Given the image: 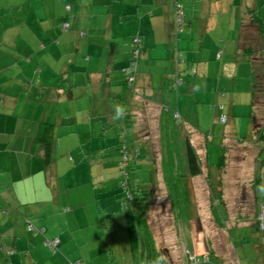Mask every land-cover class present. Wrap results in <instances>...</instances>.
Returning <instances> with one entry per match:
<instances>
[{"label": "crops", "instance_id": "obj_1", "mask_svg": "<svg viewBox=\"0 0 264 264\" xmlns=\"http://www.w3.org/2000/svg\"><path fill=\"white\" fill-rule=\"evenodd\" d=\"M179 1L184 6L186 27L178 36L172 32L171 0H53L52 5L50 2L52 13L48 17L42 20L39 14L33 16L32 28L25 25L28 19L25 21L15 36L13 49L2 51L0 40V236L5 234V238L12 239L6 243L0 237L1 262L6 250L14 251L9 256L16 255L14 264L27 256L31 262L36 260L42 245L34 243L36 240L26 231L25 222L35 218L37 223L43 224L37 218L47 212L54 213L53 208L47 209L44 203L52 202L56 207L63 205L60 188L64 191L66 186L74 185L80 161L90 158L86 162H94L102 169L117 163L114 143L107 148L109 154L100 155L103 150H93L92 141L79 136L81 129L89 128L90 138L93 134L97 136L98 130L100 137L109 134L113 137L122 128L131 129L139 139L135 144L143 143L141 151L148 156L154 153L156 166L162 168L165 160L175 166V158L163 156L168 148L163 145V140L171 137L164 132V124L170 119L164 117L163 106L178 111L201 159H208L205 140L209 143L208 136L216 130L217 123L223 125L220 118L226 116L225 124L230 126L231 132H227L229 140L225 146L227 142L230 144L231 168L241 170L235 178L240 186L238 198L241 193L246 199L244 203L249 199L248 213L243 215L239 226L245 228L247 225L254 231L251 234L255 240L254 248L260 245L259 240L264 244V232L256 223L259 206L264 204V197L260 194V199L255 189L264 185L256 177L253 166L258 154L252 153L251 143L244 145V140L235 137L236 107L250 106L251 110L253 85L251 62L236 55L238 35L244 13L248 8L258 11V3L256 0ZM30 3V9H38L31 0ZM62 23L69 25L65 32L60 30ZM24 27L27 32L23 37ZM137 36L142 41V52L137 63L135 87L127 94L121 70L128 64L131 42ZM18 41L26 44L21 48L23 44L18 45ZM31 43L33 47L28 48ZM175 50L182 53L183 63L177 62ZM193 70L196 71L194 75L191 74ZM177 71L182 73L184 83L173 89L166 80L172 81ZM59 79L68 81L72 87L70 98L64 87L56 86ZM196 87L198 90L194 91ZM115 103L125 105L127 112L123 119L114 122L111 108ZM198 106L203 107V122H212L206 125L209 129L199 127L196 118L191 119V111L198 116ZM39 123L55 126L53 160L48 167L44 166L42 149L34 141ZM92 150L97 155L94 159L90 157ZM207 168L205 166L198 176L186 178L193 181L200 176L204 179L201 187L195 185L200 179L189 186L192 201L198 205L196 199L202 194L203 205L211 209V196L216 197L217 191L221 190L222 201L227 206L228 194L220 188L229 184L224 178L230 174L224 170L218 173L217 188L212 191L210 182L214 178ZM152 201L145 209L147 221ZM248 216L250 222L243 223ZM189 222L194 248L191 252L180 251L176 243L171 242L174 246V251L169 254L172 264H178L183 255L189 264H199L198 259L204 256L212 257L213 264H242L235 255L237 245L230 235L226 236L218 228L215 231L222 240L213 244L208 225L203 232L196 219ZM57 230L58 233L50 238H58L64 248L65 238ZM256 255L255 264H264L262 249ZM191 258H197V261L192 263Z\"/></svg>", "mask_w": 264, "mask_h": 264}, {"label": "rangeland", "instance_id": "obj_2", "mask_svg": "<svg viewBox=\"0 0 264 264\" xmlns=\"http://www.w3.org/2000/svg\"><path fill=\"white\" fill-rule=\"evenodd\" d=\"M31 1L33 5L38 8L37 10L30 9L32 4H29V0H0V28L4 29L2 33V51L8 52L14 48L15 36L24 26L27 19L28 21L25 25L32 28L33 16L39 14L41 15L40 19H42L48 17V15L52 13L51 5L54 3L53 0L43 1L41 3H38L36 0ZM256 1L258 3V14L264 18V0ZM38 4L39 6L37 7ZM57 7L59 8V6ZM29 10H31L30 13ZM45 11L46 15H44ZM238 23H240V21H238ZM26 32L27 27H24L23 37L26 35ZM19 44H23L21 46L22 48L26 42L18 41V45ZM33 45L34 44L31 43L28 48H32ZM263 59L262 56H258L256 60L258 61V65H260L258 70L261 71H263V67L261 66V60ZM35 84H37V80ZM260 97L255 105V118L258 123H263L264 98L262 97L260 99ZM81 106H84V102L81 103ZM198 108V116L191 111V119L196 118V123L199 127L209 129L210 127L207 126L212 122L206 120L205 124L202 115L203 107L198 106ZM207 111L210 113L209 106L207 107ZM236 111L238 114H236L235 118V137L244 140V145H246V142L253 145L252 153L254 156L258 154L257 162L253 165L256 171V177L260 178V181L264 183V142L253 143L250 141L251 126L248 118L250 106L245 109L242 106H237ZM244 112L245 114H242ZM217 124L216 130L211 132L208 136L210 140L205 147L208 158L207 170L210 171L214 178L210 182L212 191H215V188H217V181L215 182L217 174L219 173L217 164L220 156L223 154V151H221V144L225 146V142L229 140L227 132H231L228 124ZM71 127L72 126H69L68 129H71ZM82 128H85V126ZM87 132H89V128L84 131L81 129L79 136L82 137L83 140L92 141L93 150H103V152H99L100 155L109 154L110 151L107 149L108 146L117 142L116 133H114L113 137L111 134L100 137L99 135L101 133L98 130L97 136L93 134V137L90 138ZM111 133L113 134V132ZM231 135H233V132L230 136ZM153 143H155V141ZM229 145L230 144L227 142V152H225L227 168L224 171L230 175L227 178L222 176L225 182L229 184L222 185L221 188L223 192L228 194L227 206H225L224 202H220L217 195L212 203L211 209L208 205H203L202 194H199L200 196L196 199L199 200L198 205L192 201L193 196L189 186L191 187L192 182L200 179V182H197L195 185L196 187H201L204 179L200 176L196 177L193 181L185 178V176L189 174V169L185 157L184 138H179L175 145L169 146L167 153H163L165 157L168 156L170 159H176L177 163L175 166L171 161L165 160L162 168H159L160 165L156 166L153 159L151 160V158L142 151L141 158L137 160L132 167L134 169V177H136L137 180L136 182L132 181L131 185L139 186L143 191L154 192L155 198L152 199L153 201L149 209V220L147 222L157 247L163 252L169 263H171L170 260H172L169 259V254L174 251V249H172L174 246H171V242L176 243L180 251L186 249L185 252H191L193 250V239H191V235L189 234V224H191L189 221L193 219H196L197 222L200 223L203 227V232L207 229L206 225L210 227L212 231L210 232L213 237L212 240H214L213 244H217L222 240L218 231H215L218 228L224 231L226 236L230 235L235 245H237L235 255L241 259L242 264H255L257 258L256 254L260 252L261 249L262 252H264V244L260 242V240L258 241V243H260V245L258 244L259 246L257 245L258 248L252 246L255 240L252 239L251 234H254V231L246 224L245 228H240L239 226L243 215L248 213L249 199L247 203H244L246 199L245 196H241V193V198H238L239 193L237 192L238 190L240 192V186L237 185V179L235 178L238 177L237 175L241 170L235 169L234 166L231 168L232 162L229 159ZM86 149H88V146ZM93 150L90 156L92 159L97 157L96 152ZM233 156H235V154H233L232 157ZM130 158H132V156H130ZM88 159L90 158H86L84 161L82 160L83 162L80 161L78 163L79 170L76 176H74V187L68 185V187L66 186L64 188V191L63 188H60L59 196L63 205L56 207L52 202L44 203L43 206H46L47 209L50 210L53 208L55 216L54 213L47 212L43 214L42 217L39 216L37 218L43 221V224L37 223L34 220L35 218L25 222L24 226L26 227V231L36 240L34 243L38 244L39 242L42 247H39L40 249L36 255V262H31L30 256H27L24 259L21 258L18 262L19 264H131L127 230L124 214L121 209L125 198V190L123 187V179L118 171V166L113 164L114 167L102 169L94 162L90 164L86 162ZM235 160L234 157V162ZM248 167H251V165H248ZM161 169L165 170L162 171ZM162 172L165 173L172 182H176V175H180L181 178H178V184H176V192L178 193L179 199L182 201L183 208L181 205L178 207L177 204L172 201V211H169L170 202L167 201L166 198L168 197V188L165 181H162ZM65 177L68 178L67 176ZM230 180L233 182L231 183ZM255 189L258 197H260L257 186ZM195 192H198V190ZM146 207L147 206H141L134 209L138 218L145 216ZM51 214L52 216H50ZM246 219L248 220H243V223L250 222L251 217L248 216ZM237 223L238 226H235ZM43 227L47 228V230H44ZM57 229L62 233V237L65 238L66 245L64 248L60 245V240L58 238H50V235H56L58 233ZM4 235L0 237L5 239L7 241L6 243H10L12 239L9 240L5 238ZM3 239H1V241L5 244ZM54 239L58 240L57 249L55 251L45 245L47 240ZM165 243H169V245L167 246ZM164 244L166 246H164ZM1 245L0 242V246ZM165 247L167 248L165 249ZM216 251L219 252L218 249ZM13 253L14 251L6 250L4 256H1L2 262L0 261V264H14L16 255L13 258H9ZM183 256L178 264H189L186 256ZM198 260L200 261L199 264H213L212 257H209L208 263H206L207 260L202 261L201 257Z\"/></svg>", "mask_w": 264, "mask_h": 264}, {"label": "trees", "instance_id": "obj_3", "mask_svg": "<svg viewBox=\"0 0 264 264\" xmlns=\"http://www.w3.org/2000/svg\"><path fill=\"white\" fill-rule=\"evenodd\" d=\"M173 4V25L172 32L174 36L182 35L185 28V13L184 6L179 0H171ZM66 23H62L60 25V30L65 32L68 30L64 29L63 25ZM241 29L239 31V45L236 50V55L245 57L247 60L251 62V77H252V90H251V110L248 115L250 122V139L253 143L264 142V127L263 123H258L255 118V105L257 104V100L263 97L264 98V59L261 60V66L263 67V71L258 70L259 66L257 57L262 56L264 58V18L258 14V11L255 9L248 8L244 13L243 21L241 24ZM4 29L0 28V40L2 39V33ZM57 42V40L55 41ZM141 39L137 36L132 39L131 42V57L128 61L127 66H125L121 70V76L123 79V87L124 91L128 94L131 93L130 90H133L135 87L136 81V68L138 60L141 57L142 52V43ZM176 51V60L179 64L183 63L182 53L179 50ZM137 53V55H135ZM131 63L135 65L131 67ZM129 71V72H128ZM191 74H196V71L193 70ZM169 83L173 89L177 86H181L184 83V79L182 77V73L177 71L173 80L169 82L166 80V83ZM67 86H63V85ZM57 87H64L66 93L68 94V98H70V92L72 87L68 84V81L59 79L56 83ZM163 115L166 118L170 119V122H165L164 124V132L171 134V137L165 138L163 140V145L169 146L175 145L178 142L179 138H184L185 145V157L188 164L189 174L185 176L187 177H195L202 174L204 167H208L207 159H201L197 154L191 143V136L187 133L181 117L178 111L169 106H163ZM225 118V122H220L225 124L227 121L226 116H222ZM38 130L35 134V144L40 146L43 152V163L45 167H48L53 160V147H54V130L55 126L52 123H39ZM139 139L137 138V133H132L131 129L122 128L118 130L117 133V142L114 145V148L117 152V163L118 171L123 179V187L125 190V198L123 201V205L121 207L124 214V221L127 230V239L130 248L131 255V264H152V262L156 258L162 259V264H171L165 258L163 252L157 247L152 231L149 227L147 219L145 217L138 218L135 212V208L149 206L150 202L153 198H155L154 192L151 191H143L139 186H132L131 183L136 182L137 178L134 177L132 168L137 160L141 158L142 144H135ZM208 142L205 140V146ZM221 151H223L222 156H220L219 162L217 164L219 173L225 170L226 166V156L225 152H227L226 146H221ZM146 154V152H144ZM132 156V158H130ZM151 160L154 162V153L149 155ZM164 171L165 169H161ZM209 171V170H208ZM133 176V177H132ZM163 182L168 188L167 198L170 201V205L172 206V201L177 204L178 207L180 205L183 208V204L181 199H179L177 191L178 178H181L180 175H176V182H172L171 179L162 172ZM168 181V183H167ZM218 184V183H217ZM220 185V184H219ZM221 189V188H220ZM217 197L220 202L222 201L221 195L222 191H217ZM215 196H211V203L214 202ZM146 207V208H147ZM173 207V206H172ZM262 204H260L258 213L261 211ZM172 211V209H171ZM182 211V209H181ZM257 223V221H256ZM258 225V224H257ZM262 231V230H261ZM264 232V231H263ZM52 241V240H49ZM46 245V244H45ZM47 246V245H46ZM48 247V246H47ZM205 257V256H204ZM197 258H194V262H196ZM190 260V262L193 263ZM199 261V260H198ZM202 261L203 257H202ZM207 261H209V257L207 256ZM200 262V261H199ZM213 262V261H212Z\"/></svg>", "mask_w": 264, "mask_h": 264}, {"label": "clouds", "instance_id": "obj_4", "mask_svg": "<svg viewBox=\"0 0 264 264\" xmlns=\"http://www.w3.org/2000/svg\"><path fill=\"white\" fill-rule=\"evenodd\" d=\"M197 90L198 87L194 88V91ZM111 111H112L111 119L115 122L123 119L126 116L127 109L125 105L120 103H115L112 105ZM257 190L262 196H264V185H258ZM152 264H162V259L156 258L152 262Z\"/></svg>", "mask_w": 264, "mask_h": 264}, {"label": "built area", "instance_id": "obj_5", "mask_svg": "<svg viewBox=\"0 0 264 264\" xmlns=\"http://www.w3.org/2000/svg\"><path fill=\"white\" fill-rule=\"evenodd\" d=\"M63 28L66 29L67 28V25L64 24L63 25ZM135 55H137V53ZM134 65H135L134 63H131L130 66L133 67ZM221 122L224 123L225 122V118H221ZM256 221H257V224H258L259 229L262 230V231H264V204H262L261 211L257 215ZM45 244L49 248H51L53 251H55L57 249L58 240L57 239H54L52 241L47 240L45 242ZM193 260H194V258H191V261H193ZM203 260H207V256L203 257Z\"/></svg>", "mask_w": 264, "mask_h": 264}]
</instances>
